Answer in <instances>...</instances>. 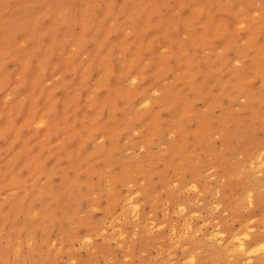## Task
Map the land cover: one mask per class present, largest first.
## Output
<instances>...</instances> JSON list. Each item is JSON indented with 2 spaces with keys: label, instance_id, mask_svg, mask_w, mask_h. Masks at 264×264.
Masks as SVG:
<instances>
[{
  "label": "rangeland",
  "instance_id": "374dc122",
  "mask_svg": "<svg viewBox=\"0 0 264 264\" xmlns=\"http://www.w3.org/2000/svg\"><path fill=\"white\" fill-rule=\"evenodd\" d=\"M0 264H264V0H0Z\"/></svg>",
  "mask_w": 264,
  "mask_h": 264
}]
</instances>
